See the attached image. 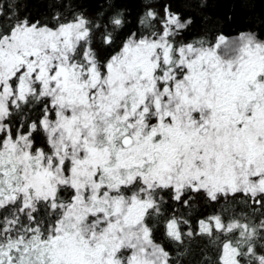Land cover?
I'll use <instances>...</instances> for the list:
<instances>
[{
    "label": "snow or ice",
    "instance_id": "1",
    "mask_svg": "<svg viewBox=\"0 0 264 264\" xmlns=\"http://www.w3.org/2000/svg\"><path fill=\"white\" fill-rule=\"evenodd\" d=\"M256 7L0 0V264H264Z\"/></svg>",
    "mask_w": 264,
    "mask_h": 264
},
{
    "label": "trees",
    "instance_id": "2",
    "mask_svg": "<svg viewBox=\"0 0 264 264\" xmlns=\"http://www.w3.org/2000/svg\"><path fill=\"white\" fill-rule=\"evenodd\" d=\"M255 3L257 5L256 11L259 12L261 7H264V5L261 4V0H255Z\"/></svg>",
    "mask_w": 264,
    "mask_h": 264
}]
</instances>
